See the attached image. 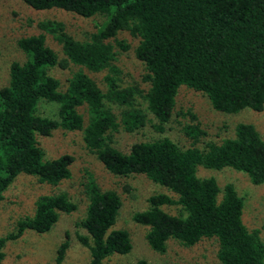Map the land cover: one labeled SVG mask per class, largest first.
Segmentation results:
<instances>
[{
	"label": "trees",
	"instance_id": "trees-1",
	"mask_svg": "<svg viewBox=\"0 0 264 264\" xmlns=\"http://www.w3.org/2000/svg\"><path fill=\"white\" fill-rule=\"evenodd\" d=\"M20 1L34 10L59 9L102 20L80 39L54 19L39 20L38 33L16 38L25 59L10 62L7 82L0 85V200L19 173L51 185L69 178L72 157L45 159L37 136L56 129L79 131L84 147L106 171L115 176L140 174L159 187L146 198V207L131 215L145 228L143 239L152 252L163 253L171 240L192 246L211 239L219 264H264V217L258 228L249 229L243 198L233 184L219 187L214 177L195 173L197 166L231 168L244 173L251 184L263 183L264 140L251 123H236L232 136L206 142L202 149L194 146L203 134L194 125H183L191 140L183 148L164 134L134 141L126 152L114 146L119 131L142 134V129L152 128L162 133L181 86L204 95L215 111H263L264 0ZM119 31L137 38L133 53L141 63L139 84L144 89L137 83L123 85L109 75L99 86L81 69L108 68L114 59L109 40ZM46 36L63 56L46 44ZM117 46L126 48L122 41ZM69 64L79 69L61 86L50 71ZM40 101L57 104V119L36 113ZM82 105L87 111L85 125L78 112ZM82 188L87 203L77 225L86 234L76 237L88 249L87 264H103L112 255L128 253L132 247L128 232L113 227L119 195L101 189L91 176ZM74 209L65 192L38 197L32 215L18 220L15 232L0 237V261L5 241L25 230L46 232L59 212ZM66 248L64 240L52 264L61 263ZM136 264L155 263L139 259Z\"/></svg>",
	"mask_w": 264,
	"mask_h": 264
},
{
	"label": "rangeland",
	"instance_id": "rangeland-1",
	"mask_svg": "<svg viewBox=\"0 0 264 264\" xmlns=\"http://www.w3.org/2000/svg\"><path fill=\"white\" fill-rule=\"evenodd\" d=\"M43 19L61 21L66 30L79 39L94 31L102 20L99 16L82 18L59 9L34 10L20 0H0V85L7 82L10 62L13 60L22 62L25 59L15 44L16 38L38 33L35 24ZM109 41L112 44L114 59L108 68L98 72L81 69L99 83V86H102L103 83L100 81L105 75L118 79L123 85L137 83L139 86L142 67L133 53L137 38L130 36L127 31H119ZM119 41H122L126 48L117 46ZM46 44L52 47L59 57L63 56L58 45L47 36ZM77 69L78 66L69 64L64 69L53 68L50 73L63 86L66 79ZM145 87L142 84L139 86L140 89ZM78 112L82 115L85 125L86 106H80ZM36 113L57 119V104L40 101ZM238 122L251 123L264 140V110L253 111L245 108L236 113L215 111L204 95L181 86L177 90L169 122L164 125L162 133L152 128L142 129V134H124L119 131L120 134L114 135V146L126 152L134 141L164 134L183 148L191 143L182 131L183 125H194L203 132L198 136L194 146L202 149L206 142H219L225 137L232 136L233 127ZM37 141L45 159H53L62 154L70 155L71 174L69 178L51 185L38 182L35 176L19 173L3 192V198L0 200V237L15 232L17 221L32 215L34 203L42 195L65 192L75 204V209L69 213L59 212L56 222L46 232L25 230L16 239L5 241L2 248L4 256L0 264H52L55 250L64 240L67 241V248L60 264H87L88 249L80 244L76 235L86 234L77 222L83 217L87 203L82 183L90 176L101 189H112L119 195L121 205L113 227L125 229L132 244L128 253L112 255L103 264H136L139 259L155 264H219L215 255L216 245L211 239H201L192 246H183L171 240L167 242L165 251L161 254L148 249L143 239L145 228L134 223L131 215L144 209L146 198L159 191V187L140 174L115 176L106 171L95 155L84 147L79 131L66 132L56 129L48 136H37ZM195 173L197 177H214L219 187L225 183L233 184L243 198L245 224L249 229L258 228L264 217V182L258 185L251 184L244 173L231 168L214 170L197 166ZM124 186L128 189L125 190ZM262 242L264 244V240Z\"/></svg>",
	"mask_w": 264,
	"mask_h": 264
}]
</instances>
